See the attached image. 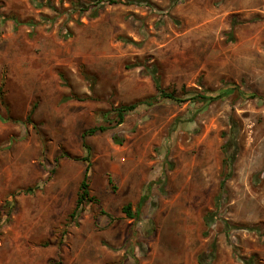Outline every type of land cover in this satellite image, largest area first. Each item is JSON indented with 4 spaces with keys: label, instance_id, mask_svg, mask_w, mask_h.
Listing matches in <instances>:
<instances>
[{
    "label": "rangeland",
    "instance_id": "374dc122",
    "mask_svg": "<svg viewBox=\"0 0 264 264\" xmlns=\"http://www.w3.org/2000/svg\"><path fill=\"white\" fill-rule=\"evenodd\" d=\"M116 1L0 0V264H264V0Z\"/></svg>",
    "mask_w": 264,
    "mask_h": 264
},
{
    "label": "trees",
    "instance_id": "16d2710c",
    "mask_svg": "<svg viewBox=\"0 0 264 264\" xmlns=\"http://www.w3.org/2000/svg\"><path fill=\"white\" fill-rule=\"evenodd\" d=\"M91 3L93 2H97V4L99 5V8H103L105 6V4L107 5H116L118 4L119 1L116 0H90ZM128 4H141V3H145L146 5H149V2L147 0H130L127 2ZM76 8L77 7H82L83 4L78 2L75 4ZM89 7V6H87ZM83 10V9H80ZM86 10V9H85ZM0 19L1 20H5L1 15H0ZM15 23L19 24V21H16V19L14 20ZM34 26V24H32ZM154 85H155V90H156V94L146 97L144 99H141L137 102H134L132 104L129 105H125V106H120L117 107L116 109L113 110L114 115H116V120H117V124H122L125 120V117L129 114H132L133 112L137 111L140 108H144V107H153L154 105H156L157 103L160 102V100L163 101H169L171 103L177 104V105H183L187 102H195V101H201L204 102L205 104H211L214 103L218 100H220L223 95L225 93H230V92H235L237 90V87H228L225 89V91L223 92H219L217 94H209V91H207L205 89V87L203 85H200V87L202 88V90L204 91L203 93L200 91H190L187 90L186 88H182L181 92H177L176 90L174 91H169L168 89L164 88L161 84L160 78L157 76L156 72H152L151 73ZM250 98H257L256 95H251ZM37 108V105L35 104L33 106V108L31 109L27 120L32 122V116L35 112ZM109 120V118H106ZM107 130V128L103 127V126H99V127H93L87 131H85L82 135L83 138V147L89 149L87 143H86V137L87 136H93L99 132H105ZM87 161V159H85ZM232 161L230 159V157L228 158L226 155V151L224 149V160H223V164H222V180L220 183V192H225L226 190V182L230 179L231 177V173L227 172L228 169H230V167L232 166ZM231 171V170H230ZM88 172H89V168L86 169L85 174L83 176V179L80 183L79 186V192H78V197L76 200V204L74 207V210L70 213L69 215V220H77L78 218L81 217L82 213L85 210V207L87 205H89L90 203L96 201V199L94 197L90 196V189H89V176H88ZM112 182V181H110ZM39 190V186H35V187H30L26 190H24V192L26 194H35L36 191ZM147 197H144L140 200V202L138 203V208L137 210L134 212L132 209V204H127L123 207V213L126 215V217L130 220H135L139 218L140 215V210L142 205L146 202ZM6 209H9L6 205H4L1 209L0 212V221L1 218L3 216V214L9 218L11 216V211L12 209H10L8 211V213H6ZM207 225H210L211 223V219H209L208 217L205 219ZM153 226V225H152ZM152 232H154L153 229H151ZM246 264H251V263H246Z\"/></svg>",
    "mask_w": 264,
    "mask_h": 264
}]
</instances>
